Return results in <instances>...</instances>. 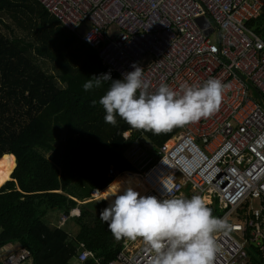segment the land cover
I'll list each match as a JSON object with an SVG mask.
<instances>
[{"label": "built area", "instance_id": "2783aa9c", "mask_svg": "<svg viewBox=\"0 0 264 264\" xmlns=\"http://www.w3.org/2000/svg\"><path fill=\"white\" fill-rule=\"evenodd\" d=\"M38 1L121 79L133 64L141 67L148 92L161 83L180 92L181 85L209 77L227 85L209 117L179 126L155 148L135 140L124 152L132 170L110 165L109 184L93 189L90 199L126 173L140 177L145 196L199 195L222 211L218 218L227 225L214 236V264H247L251 247L264 264V36L255 32L263 30L258 17L264 0ZM253 198L259 209H252ZM78 213L74 208L61 220ZM79 248L78 264L93 258L82 243ZM153 255L140 239L133 248L124 243L112 260H94L151 264ZM29 258L21 248L2 262Z\"/></svg>", "mask_w": 264, "mask_h": 264}, {"label": "trees", "instance_id": "16d2710c", "mask_svg": "<svg viewBox=\"0 0 264 264\" xmlns=\"http://www.w3.org/2000/svg\"><path fill=\"white\" fill-rule=\"evenodd\" d=\"M258 20L263 30L255 32L264 36V9ZM37 58L49 62L51 71ZM105 72L121 79L38 0H0V158H15L0 187V250L27 249L30 264H70L82 243L94 256L79 264H98L94 257L104 263L123 249L125 238L116 240L99 217L107 203L83 201L109 184L110 165L132 170L124 152L135 140L155 148L180 128L154 134L119 117L115 125L106 123L99 98L111 81L82 87ZM208 207L216 217L222 213ZM74 208L80 215L48 225L50 211L68 215ZM72 224L74 235L66 230ZM247 264H263L254 247Z\"/></svg>", "mask_w": 264, "mask_h": 264}, {"label": "clouds", "instance_id": "9594fccd", "mask_svg": "<svg viewBox=\"0 0 264 264\" xmlns=\"http://www.w3.org/2000/svg\"><path fill=\"white\" fill-rule=\"evenodd\" d=\"M131 67L122 79H111L105 72L82 85L87 91L111 81L99 98L108 124L115 125L119 117L135 129L168 132L215 113L227 87L209 77L200 85H181L180 92L165 83L148 92L143 69ZM103 192L105 199H111L100 211V219L116 240L142 239L154 253L151 264H214L218 250L214 236L227 225L212 215L201 196H145L121 181L112 182Z\"/></svg>", "mask_w": 264, "mask_h": 264}, {"label": "rangeland", "instance_id": "374dc122", "mask_svg": "<svg viewBox=\"0 0 264 264\" xmlns=\"http://www.w3.org/2000/svg\"><path fill=\"white\" fill-rule=\"evenodd\" d=\"M37 61H39V63L44 67V68H48V70H50L51 68H50V63L49 62H47V61H42V60H40V58H37ZM51 71V70H50ZM142 143L144 144V146H146V147H148V148H150L149 146V143L146 141V140H143L142 141ZM187 191H188V187H187V189H186ZM184 194V193H183ZM185 195V194H184ZM109 198H107V199H105V197H99L98 199H87V200H85V201H83V202H87V201H96V202H98V203H100V202H102V201H104L105 203H108L109 202V200H108ZM77 203L78 204H81L82 202L81 201H78L77 200ZM251 206H252V209L253 208H257V209H259V206H260V203H259V201H258V199H256V198H253L252 200H251ZM76 213V212H75ZM64 215V214H63ZM77 215H80V211H79V213L77 214ZM76 214H75V216H77ZM61 216L62 215H60V213L59 212H57V210H52V211H50V217H48V220H49V222L50 221H52V222H54L55 221V219H57L58 220V222H57V220H56V222H54L53 223V225L55 226V224L56 225H58L59 224V226H61V225H63V223L65 222V221H67V219L68 218H70L69 216L64 220V221H62L61 220ZM71 216H74V215H71ZM48 222V223H49ZM67 229L66 230H70L69 232L70 233H75L76 231H77V226L75 225V224H72V226H71V228L70 227H66ZM139 240H140V238H137V239H128V238H125L124 239V243H126V247H128V248H133L134 246H136L137 244H138V242H139ZM6 250H8V251H6ZM3 251H6V252H3ZM0 252H1V254L2 253H4V255H7L9 252H10V250L9 249H7L6 247H4V248H2L1 250H0ZM25 264H29L27 261H26V263Z\"/></svg>", "mask_w": 264, "mask_h": 264}, {"label": "bare ground", "instance_id": "6f19581e", "mask_svg": "<svg viewBox=\"0 0 264 264\" xmlns=\"http://www.w3.org/2000/svg\"><path fill=\"white\" fill-rule=\"evenodd\" d=\"M15 167L14 156L12 154H4L0 158V187L10 179V174ZM117 181V180H116ZM118 181L126 183L134 188L140 195H143V190H145L144 184L140 177L134 174L126 173L125 175L118 178ZM104 189L103 191H105ZM101 191L96 196L97 197H105L106 193ZM111 199V198H109ZM108 199V200H109Z\"/></svg>", "mask_w": 264, "mask_h": 264}, {"label": "crops", "instance_id": "0c3cea01", "mask_svg": "<svg viewBox=\"0 0 264 264\" xmlns=\"http://www.w3.org/2000/svg\"><path fill=\"white\" fill-rule=\"evenodd\" d=\"M14 162H15V158H14ZM125 175V174H124ZM117 181H118V179H117ZM144 191V190H143ZM53 223L54 222H52V221H50L49 223H48V225L49 226H52L53 225ZM74 235V234H73ZM6 251H8V250H6ZM6 251H3V252H6ZM11 252V251H10ZM1 254V253H0ZM0 257H2L1 259L3 260L5 257H6V255H4V253H2L1 255H0ZM76 262V260L75 259H72V261H71V263L70 264H76L75 263ZM28 263L30 264V262L28 261ZM78 264V263H77Z\"/></svg>", "mask_w": 264, "mask_h": 264}]
</instances>
